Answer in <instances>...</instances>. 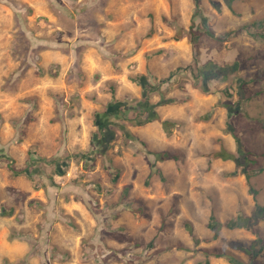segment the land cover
<instances>
[{"label": "rangeland", "instance_id": "1", "mask_svg": "<svg viewBox=\"0 0 264 264\" xmlns=\"http://www.w3.org/2000/svg\"><path fill=\"white\" fill-rule=\"evenodd\" d=\"M219 3L195 0L193 16L183 0H0V264H264V219L226 227L264 207V0H227L231 20ZM206 63L234 72L204 80ZM142 81L158 88L151 105L172 103L138 108ZM115 104L100 147L97 115ZM82 115L96 129L87 152L73 148ZM166 115L180 139L149 149ZM193 132L207 144L193 149ZM221 151L234 159H211ZM72 201L91 220L66 214Z\"/></svg>", "mask_w": 264, "mask_h": 264}, {"label": "trees", "instance_id": "2", "mask_svg": "<svg viewBox=\"0 0 264 264\" xmlns=\"http://www.w3.org/2000/svg\"><path fill=\"white\" fill-rule=\"evenodd\" d=\"M198 8V7H197ZM201 17V14H198ZM253 25L257 26V27H263L264 26V20L262 21H258L256 23H254ZM150 34V33H149ZM182 38V34L180 33V31L177 32V35L175 37L176 40H180ZM194 58L195 60H197V53H194ZM220 72H223L224 77H227L228 74L234 72V67H218L215 64L212 63H206L203 67H201L199 69V74L201 75V77L206 80V78L210 77L211 79H215L219 74H221ZM141 85L143 87L144 90V98L145 100L143 101V103L138 106V108L145 110L147 113H152L154 114V109L155 107H157L158 105H163V104H168V103H172L171 100H161L159 101L157 104H150L148 102V97L149 94L153 91H156L158 88L156 87H151L150 83H148L147 81H142ZM119 104H115V105H111L109 107V109H107L104 113L97 115V121H96V125L99 129V132L101 133V136H99L98 138H94V140L96 141L98 146H103V144L108 143L109 141L113 140L115 135L113 133V131L110 129L111 125H115L117 126V124L113 123V119L115 117H118L122 112V108L119 107ZM151 118V117H149ZM138 120V121H137ZM150 119L147 118H138L136 119V124H145L147 122H149ZM177 125V122L175 121H171V120H164L162 121V126L164 128L165 131H167L169 133V131L175 127ZM237 143H238V154H241V156H246L243 153L242 150V145L240 143V140L237 139ZM159 157L160 160H163L164 158H167L168 155L163 154L157 155ZM5 155H0V159L4 158ZM211 159H224V160H228V159H234V154L229 153L227 151H221V152H214L210 155ZM245 159H247V157H245ZM236 161L238 162L239 159H236ZM61 172V171H60ZM18 173V172H16ZM246 174V178H247V182L249 184L250 190L252 193H255V190L253 189V187L250 184V180H251V175H249L248 173ZM264 219V207H257L254 212L252 213L251 216L249 217H245L243 215H238L237 218L235 219H231L229 221L226 222V227L229 229H246V230H253L255 224L259 221V220H263ZM211 225L210 227L213 229V231H215V233H217L219 231L220 228V224L216 221L214 216H211ZM240 247V246H237ZM264 248V242L262 243V245L260 246V248L258 250H256L255 254L257 255L262 249ZM214 256L216 257H227L229 262L232 264H244L241 260H239L236 256L232 255V254H223V253H215ZM206 264H209L208 261H206Z\"/></svg>", "mask_w": 264, "mask_h": 264}, {"label": "clouds", "instance_id": "3", "mask_svg": "<svg viewBox=\"0 0 264 264\" xmlns=\"http://www.w3.org/2000/svg\"><path fill=\"white\" fill-rule=\"evenodd\" d=\"M183 2L188 5L189 7V11L191 13V15H195L196 14V5H195V0H183ZM218 8L220 9L219 12H216L215 15L217 17H219L221 20H231L234 19L235 17H233L232 14V10L229 7V4L227 3V0H220V3L218 5ZM186 87L189 89V91H192V86L191 85H186ZM209 101L210 105H214L216 103V101H218L220 99L219 94L217 95H213L207 98ZM4 109L0 108V111H3ZM184 125L186 128H190L193 123H194V114L189 115V114H184L181 117ZM78 123L80 125L81 128V132L78 135V137L75 138L74 142H73V148H75L76 144L80 145L79 151L82 152H87L89 150V142H90V132H94L96 131L95 128H92L86 121V116H81L80 119L78 120ZM197 131H199L197 129ZM161 132V137L159 142L156 141H146L148 144V148L149 149H153V150H158L164 147H175L177 141L180 139V135H179V131L178 128L177 129H173L172 130V137L169 138L168 133L164 131L163 127L161 126L160 129ZM231 134L229 133V136ZM192 136H195V139H192V148L195 149L199 146V143L202 142L204 144H207V140L205 138H201L199 136H196V133L193 132ZM233 144V148L232 151H235V141H232ZM62 154V152H61ZM142 159V157H141ZM227 163L231 164L232 168H235V164L232 163V161H228ZM199 211V208H198ZM202 247L204 246L203 244L201 245ZM27 245H25V251H27ZM175 251V249L173 250ZM73 264H77L76 261L73 262ZM189 264H192V261H189Z\"/></svg>", "mask_w": 264, "mask_h": 264}, {"label": "crops", "instance_id": "4", "mask_svg": "<svg viewBox=\"0 0 264 264\" xmlns=\"http://www.w3.org/2000/svg\"><path fill=\"white\" fill-rule=\"evenodd\" d=\"M164 110V109H162ZM165 113V110L163 111V114ZM167 113V112H166ZM165 115V114H164ZM167 116V115H166ZM164 120H171V121H175V122H178L176 119H174L173 117L171 116H167L165 117ZM64 209H65V213L66 214H70V215H73L75 210H78L80 212V214L82 215L83 218H86L87 220H91L89 215H88V211L84 208V206H82L80 203H76L75 201H72L71 203L69 204H64ZM82 223H84L83 221H81ZM16 226H18V230H21V231H26V230H29V228H32L33 226H36L35 224H29L28 223H23V222H20V221H16L15 222ZM54 243V245H56L54 239L52 241ZM71 242H69L68 240H65V241H62L61 245L63 244H69ZM72 245V243H71ZM79 245V244H78ZM25 254V253H24ZM24 254H22L21 256L18 257V260L20 258H22L24 256ZM222 264H229L228 262L227 263H224L223 261L221 262Z\"/></svg>", "mask_w": 264, "mask_h": 264}]
</instances>
